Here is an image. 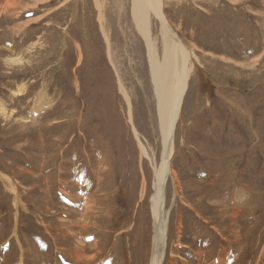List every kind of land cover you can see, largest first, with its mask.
Instances as JSON below:
<instances>
[{
	"label": "rangeland",
	"instance_id": "1",
	"mask_svg": "<svg viewBox=\"0 0 264 264\" xmlns=\"http://www.w3.org/2000/svg\"><path fill=\"white\" fill-rule=\"evenodd\" d=\"M129 11V0H0V174L19 190L16 206L0 179V264H100L116 242L119 264L149 263L161 138ZM163 13L191 76L163 214L173 239L180 217L182 245L207 251L182 250L177 264H219L221 251L224 264H264V0H174ZM149 22L156 39L159 21ZM99 154L110 167L107 242L88 263L74 247Z\"/></svg>",
	"mask_w": 264,
	"mask_h": 264
},
{
	"label": "bare ground",
	"instance_id": "2",
	"mask_svg": "<svg viewBox=\"0 0 264 264\" xmlns=\"http://www.w3.org/2000/svg\"><path fill=\"white\" fill-rule=\"evenodd\" d=\"M173 1L174 0H129V10H130L129 14L131 16L133 28L140 36L141 38L140 40L142 41L144 47L145 61L148 67L149 77L152 85L153 98L155 103L154 106H155L156 120L158 121L160 138H161L160 164L159 166L157 165V167H154L153 169V174H154L153 184H152L153 193L151 199H149V215H150V225H151V252H150V259L148 264H177L178 259H182L180 258V256L182 255L181 252L182 250L188 251L190 249L189 251L194 252L193 254L194 256H196V258L197 255L204 256L207 252L204 249L203 251H201L202 249L200 251L198 250L194 251L192 250V246L182 245L181 232L183 228L181 226L180 217H177V220L175 222L176 232L174 234L175 237L173 239V235L171 234V231H169L170 218H168L167 221V218L165 217L166 215L164 216L165 198L163 199V196H164L165 180L167 179V177L170 176L173 180L172 181L173 184H176L175 174L172 170V165H171L173 149L175 147V141H176L174 137V131H175L176 123L178 122L180 116V109L182 106L184 95L186 93L187 83L189 81V78L191 77L190 73H188V68H187V61L189 59V54H187L188 53L187 50L182 46V43H180L175 37L171 36L170 34L171 30H169V28L167 29L165 26L163 7L166 4L169 5L170 3H173ZM152 16L158 19L160 24L159 26L160 29L156 39L153 38L151 35L149 20L151 19ZM12 30L14 29L12 28ZM171 37L174 39L175 42L172 40ZM158 44L160 45L159 47ZM19 90L20 88L16 92L18 93ZM20 91H22V88ZM123 96L126 102L129 119L130 121H132L131 102L125 92H123ZM40 102L41 101H39L38 104L34 105L33 110L35 111L34 112L35 115H41L42 113L43 106L41 105ZM139 147L141 150V154L145 155L146 154L145 148L142 145H139ZM98 157H100L99 158L100 160L98 159L99 166H96L97 170L94 168V172H95L94 192L92 191L91 192L92 195L87 196L89 198L85 205L86 207L83 209V213L81 215L82 225H79V228L82 231L80 234L82 240H80V242L77 241V246L74 247L78 257H81V255L79 254L81 248L85 249V251H87V253L90 254V258L87 259L86 261L88 263L93 259L95 262L97 258L101 254H103L102 252L106 245L105 242H107L105 238L104 227L107 224L106 210H107V203L109 201L108 196L110 193V183H111L110 169H109L110 167H109L107 155L99 154ZM151 162L154 163L153 161ZM28 175L33 176V174H28ZM0 179L8 183L7 184L9 187L8 190L10 193H12L13 201L17 206V202H19L17 201L18 199L17 193L19 191L18 186L16 185V183H13L12 180L7 175L4 177V174L2 175L0 174ZM80 185L82 187L81 191L84 192V197H85L87 194H89L88 191L90 189H88L87 191L85 190L87 187L86 182L85 184L83 183V185L82 184ZM173 188H174L175 198H177L178 201H182L175 185L173 186ZM59 190L62 196H66V197L69 196L68 190H66V187H64L63 185L60 186ZM139 194H140V198L143 199L145 193L142 187H140L139 189ZM163 210H164V214H163ZM219 215L222 214L220 213ZM220 225L221 226L218 227L216 231L218 232V234H220L219 236H222L226 227L224 226L223 223ZM66 228L65 230H67ZM61 232H63V230ZM232 233L231 232L228 233L229 234L228 236L232 235ZM236 237H238V235H236ZM84 238H86L87 242L90 243L84 241ZM260 244H261L260 247L257 245L260 248L259 251H263L262 249L264 248V244L262 245L261 242ZM118 250L119 249L116 242L113 248L109 251V255L100 264H119L120 262L118 263V259H117V255L119 254ZM61 251H63V249ZM199 256L197 259H199ZM223 256H224V251L219 252V256L217 257L219 264H224L226 255L225 258H223ZM183 264H187V262L183 261Z\"/></svg>",
	"mask_w": 264,
	"mask_h": 264
}]
</instances>
